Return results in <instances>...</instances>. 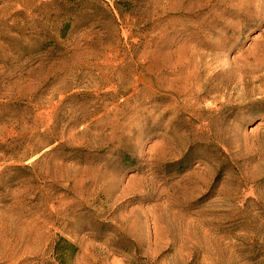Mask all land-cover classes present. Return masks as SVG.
I'll return each instance as SVG.
<instances>
[{
	"label": "rangeland",
	"instance_id": "rangeland-1",
	"mask_svg": "<svg viewBox=\"0 0 264 264\" xmlns=\"http://www.w3.org/2000/svg\"><path fill=\"white\" fill-rule=\"evenodd\" d=\"M0 264H264V0H0Z\"/></svg>",
	"mask_w": 264,
	"mask_h": 264
}]
</instances>
